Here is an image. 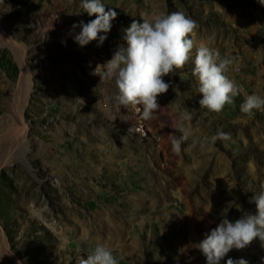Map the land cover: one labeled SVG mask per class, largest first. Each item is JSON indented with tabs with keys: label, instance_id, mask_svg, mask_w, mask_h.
<instances>
[{
	"label": "rangeland",
	"instance_id": "374dc122",
	"mask_svg": "<svg viewBox=\"0 0 264 264\" xmlns=\"http://www.w3.org/2000/svg\"><path fill=\"white\" fill-rule=\"evenodd\" d=\"M102 2L117 13L108 38L81 47L75 42L81 29L73 25L95 19L83 13L81 0H0L2 23L26 45L35 72L22 124L10 108L20 101L21 59L0 39V151L27 126L21 154L0 170V231L20 264H77L101 243L119 264H207L198 244L221 212L228 207L233 221L255 214L249 201L264 186V111H240L246 95L264 96V6L258 0ZM176 11L197 22L198 44L238 58L239 71L227 75L242 94L219 114L200 108L190 61L164 78L172 87L158 97L152 119L117 109L115 83L101 82L97 65L126 46L123 30L134 20ZM185 112L191 119L182 121ZM182 122L192 136L177 154L171 139ZM217 129L231 139L206 144ZM228 259L264 264V247L257 240L220 264Z\"/></svg>",
	"mask_w": 264,
	"mask_h": 264
},
{
	"label": "clouds",
	"instance_id": "9594fccd",
	"mask_svg": "<svg viewBox=\"0 0 264 264\" xmlns=\"http://www.w3.org/2000/svg\"><path fill=\"white\" fill-rule=\"evenodd\" d=\"M258 2L264 6V0ZM80 7L83 13L95 19L73 25V29H81L75 36V42L81 47L93 41L102 45L108 38L107 33L111 31L117 13L106 10L102 0H81ZM197 29V22L180 11L159 13L142 19V22L134 20L124 29L122 39L126 46L120 45L111 60L97 65L95 69L96 73H100L101 82L114 81L117 89L113 95L115 107L135 110L143 120L152 119L153 113L160 108L158 97L172 87L164 78L184 69L190 61L194 64L192 75L197 79L198 92L202 94L200 108L219 114L232 104L242 90L227 73L230 69L239 71L235 67L238 58L229 54L222 57L218 49L204 43L198 44L194 38ZM175 90L177 92L178 88ZM240 111L247 115L264 111V96L255 93L246 95ZM190 119L187 112L181 116L182 121ZM177 131L180 135L173 136L171 147L178 154L182 144L192 136V130L182 122ZM230 139L231 133L217 129L205 143L215 144L217 140ZM200 146L203 148L205 144ZM249 202L255 205V214L245 212L233 221L225 214L228 207L225 208L221 212L220 222L198 244L207 264H220L233 250H244L257 240L264 247V186L254 193ZM232 203L234 201L229 204ZM77 264H119V260L110 246L101 243L88 252L87 258L80 257ZM227 264H248V261L228 259Z\"/></svg>",
	"mask_w": 264,
	"mask_h": 264
},
{
	"label": "bare ground",
	"instance_id": "6f19581e",
	"mask_svg": "<svg viewBox=\"0 0 264 264\" xmlns=\"http://www.w3.org/2000/svg\"><path fill=\"white\" fill-rule=\"evenodd\" d=\"M42 27H45V24L41 23L40 24ZM45 29V28H44ZM0 39H4L13 44L12 47L15 49L17 55L21 59V65H22V79L21 82L19 83V89H18V94L20 95L19 99L20 101H17L16 104H11V109L14 110L15 115L19 118L20 121H22V124H24L25 118L23 115V110L24 107L27 103V98L28 94H25L26 92L28 93L29 90L32 89L33 86V76L35 75V72L30 68L29 65V60H27V54H26V48L24 47V43H21L19 41H16L14 37L11 35V33L5 29L3 23H2V18H0ZM26 46V45H25ZM122 109V108H121ZM27 131V126L23 127V131L21 135L18 136V138L13 139L8 145L11 146H16L12 148L11 146L7 148L6 151H3L5 147L0 151V170L2 167V163L7 161V159H13L16 156L21 154L20 151V141L25 137ZM20 140V141H19ZM24 140V139H23ZM23 149V147H22ZM23 154V153H22ZM2 231V230H1ZM0 231V264H20V261L17 256L13 255L11 251L8 249V240L7 236L4 234V232Z\"/></svg>",
	"mask_w": 264,
	"mask_h": 264
}]
</instances>
